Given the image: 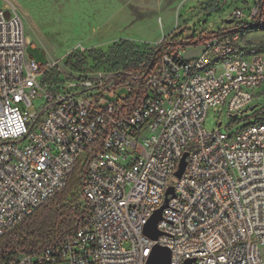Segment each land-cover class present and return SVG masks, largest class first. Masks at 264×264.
<instances>
[{
  "label": "built area",
  "instance_id": "1",
  "mask_svg": "<svg viewBox=\"0 0 264 264\" xmlns=\"http://www.w3.org/2000/svg\"><path fill=\"white\" fill-rule=\"evenodd\" d=\"M0 2V239L64 190L77 164L87 209L78 230L4 264H146L154 246L170 264H264V107L236 134L203 129L210 107L240 113L257 100L246 89L264 84V50L237 32L162 47L125 110L138 74L54 84L53 65L27 55L16 7ZM259 2L229 17L254 21ZM166 199L152 241L144 228Z\"/></svg>",
  "mask_w": 264,
  "mask_h": 264
},
{
  "label": "rangeland",
  "instance_id": "2",
  "mask_svg": "<svg viewBox=\"0 0 264 264\" xmlns=\"http://www.w3.org/2000/svg\"><path fill=\"white\" fill-rule=\"evenodd\" d=\"M11 1L22 17L28 41L32 40L28 57L53 65L50 80L56 85L98 74H122L125 67L141 66L155 51L160 53L165 41L185 43L192 37L239 28L250 21L229 16L254 4V0ZM3 7L0 2V9ZM226 20L234 22L226 24ZM240 34L246 43H264V25ZM197 53V49L187 48L183 55ZM246 90L257 97L247 111L229 113L226 106L210 107L203 122L206 133L230 136L256 121L264 107V84ZM253 106L258 110L250 111ZM235 114L238 116L233 122L230 115Z\"/></svg>",
  "mask_w": 264,
  "mask_h": 264
},
{
  "label": "trees",
  "instance_id": "3",
  "mask_svg": "<svg viewBox=\"0 0 264 264\" xmlns=\"http://www.w3.org/2000/svg\"><path fill=\"white\" fill-rule=\"evenodd\" d=\"M258 8L259 14L254 21L234 30L218 33L253 32L260 29L264 25V0H260ZM213 34L215 33L206 34L197 39L192 37L185 43L165 41L166 44L163 47L176 48L178 45L186 46L191 44L198 46L205 40H208ZM258 47L264 50V43ZM158 57L159 52L155 51L145 61V67L128 66L123 69V75L136 73L142 81L133 85L131 93L121 105V108L129 110L136 106L143 98V78L148 70L154 68ZM83 181V167L77 164L69 176L64 190L37 208L18 227L0 239V264H4L22 255L36 256L47 247L54 245L65 235L81 228L85 224L87 215L86 206L80 202V188Z\"/></svg>",
  "mask_w": 264,
  "mask_h": 264
},
{
  "label": "water",
  "instance_id": "4",
  "mask_svg": "<svg viewBox=\"0 0 264 264\" xmlns=\"http://www.w3.org/2000/svg\"><path fill=\"white\" fill-rule=\"evenodd\" d=\"M233 22L234 20L225 21L226 24H232ZM254 109L255 107H251L249 110L253 111ZM243 112H246V111H243ZM230 118L232 119L233 122H235L237 119V115L236 114L232 115L230 116ZM218 126H221V124H218ZM186 158H187V154H184L180 162L179 170L176 173V177L178 179L182 177L184 170L186 168ZM168 195H172V196L174 195V191L172 188H169V190L167 191L166 196ZM167 203H168V200L166 199L164 205L161 206L153 214V216L149 219L148 223L146 224L144 228V235L152 241H157L158 238L161 236V233L157 229V225L162 219V212L167 208ZM170 259H171V255H170V251L168 248L161 247V246H154L151 251L150 256L148 257L146 261V264H170ZM193 262L194 260H191V261H187L185 264H191Z\"/></svg>",
  "mask_w": 264,
  "mask_h": 264
},
{
  "label": "bare ground",
  "instance_id": "5",
  "mask_svg": "<svg viewBox=\"0 0 264 264\" xmlns=\"http://www.w3.org/2000/svg\"><path fill=\"white\" fill-rule=\"evenodd\" d=\"M29 41H32L31 39H29Z\"/></svg>",
  "mask_w": 264,
  "mask_h": 264
},
{
  "label": "crops",
  "instance_id": "6",
  "mask_svg": "<svg viewBox=\"0 0 264 264\" xmlns=\"http://www.w3.org/2000/svg\"><path fill=\"white\" fill-rule=\"evenodd\" d=\"M163 37H164V35H163ZM164 39V38H163ZM166 39V38H165ZM246 41V40H245Z\"/></svg>",
  "mask_w": 264,
  "mask_h": 264
}]
</instances>
